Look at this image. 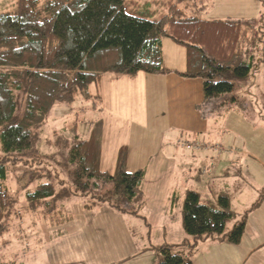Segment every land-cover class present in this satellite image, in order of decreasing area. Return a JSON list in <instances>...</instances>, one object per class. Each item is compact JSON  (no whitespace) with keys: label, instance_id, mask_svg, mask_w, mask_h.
Here are the masks:
<instances>
[{"label":"trees","instance_id":"trees-1","mask_svg":"<svg viewBox=\"0 0 264 264\" xmlns=\"http://www.w3.org/2000/svg\"><path fill=\"white\" fill-rule=\"evenodd\" d=\"M188 1L154 0L151 9V5L142 8L125 0H17L14 12L0 14V162L32 148L34 131L56 103L72 102L76 94L90 99L89 86L99 87L107 74L175 73L202 79L204 101L197 106L202 117L215 115L220 106L226 105L227 112L237 106L238 97L227 95L235 92L238 83L264 75V11L252 20H206L199 16L202 6L180 8ZM262 3L264 7V0ZM164 39L186 50L185 71L164 66ZM20 94L26 99V110L17 120ZM96 98L101 103L100 94ZM103 128L99 138L92 135L77 140L69 150L67 163L75 168L77 188L61 197L90 195L92 201L85 209L105 205L116 212L138 215L146 171H127L128 153L123 147L116 172H102ZM108 184L112 190L103 191ZM55 195L54 185L43 183L29 198L39 201ZM263 201L264 193L252 210ZM14 203L15 198L0 185V234L13 220ZM133 204L136 209H130ZM234 216L227 193L204 204L198 192L188 191L182 206L188 238L179 246L156 248L161 254L157 264H193L189 256L208 238L239 244L247 215L228 231L227 224ZM182 246L187 258L176 253L175 248Z\"/></svg>","mask_w":264,"mask_h":264},{"label":"rangeland","instance_id":"rangeland-1","mask_svg":"<svg viewBox=\"0 0 264 264\" xmlns=\"http://www.w3.org/2000/svg\"><path fill=\"white\" fill-rule=\"evenodd\" d=\"M16 1L0 0V14L14 12ZM125 1L135 2L142 8H149L150 5L151 9L155 8L154 0ZM186 5L196 9L200 4L198 0H189L180 8ZM201 17L205 18L204 15ZM262 74H256L247 83H238L235 92L227 95L238 97L237 111L224 113V110L217 112L218 108L216 109L217 113L211 118L213 121H219V123L216 122L220 127L217 135L198 134L197 141L194 143L191 142L193 140L190 135L175 132L174 138H179L178 141H182L186 146L184 149L179 147L180 152H185L186 155L194 153L198 156L204 152L203 150L210 148L208 143L213 137L219 143L218 145H222V149H232L230 154H251L264 162ZM89 92L90 99L76 94L72 102L56 103L48 112L42 126L34 131L32 148L16 155L15 158L3 159L0 162V185L15 198L12 206L13 220L8 230L0 234V264H157L161 260V254L156 248L160 249L165 245V236L162 233L164 227L173 226L166 225L167 200L164 198L166 194L159 192L158 198L150 202L151 198L156 196L155 193H150L156 179L149 178L152 174L149 176L147 174L146 177L147 171L145 172L141 186L140 203L142 205L140 209H137L140 215L137 218L118 213L105 205L97 206L95 209H85L84 206L92 201L90 195L61 197L63 192L74 191L77 188L73 176L75 168L67 163L69 150L77 140H88L92 135L99 138L106 120L101 111V103L96 98L100 94L98 86L91 84ZM17 101L15 115L17 120H21L26 110V99L23 94H20L17 96ZM173 131L177 130H171L165 136L167 137ZM188 140L190 147L187 144ZM180 152L164 148L162 155L154 159L149 170L163 171L170 167L173 170L186 172V163L180 161L181 156L178 154ZM168 154H177V161L168 160ZM209 154L213 158L212 164H215L219 160L218 155L213 151ZM2 157L3 154L0 153V159ZM242 158V164L236 160L235 164L244 165L248 160L249 166L255 169L260 168V162L258 163L253 157L243 156ZM223 164L226 166L225 163ZM211 170L202 181L210 178L215 190L229 191L232 197L234 195V204L237 207L253 203V198L254 201L258 200L256 191L246 185L243 186L238 177L234 175L229 177L223 173L221 178H211L209 176ZM231 170L233 173L236 172L234 168ZM245 172H247L246 169ZM247 178L250 179V176ZM161 179H164L161 182V185H164L169 178ZM251 181L262 188L264 176L251 177ZM43 183H52L56 195L39 201L30 199L29 195L35 193L37 187ZM112 188V185L108 184L103 191L112 190ZM201 188L202 186L199 185L198 191L201 194L202 203L207 204L215 199L212 198V193L207 187ZM238 188L240 191L236 193L235 189ZM229 192L225 193L230 195ZM133 205L130 209L137 208V204ZM148 206H152L151 209ZM178 208L175 219L179 217L182 222L180 205ZM157 209L162 213L161 218L155 214ZM61 221L65 222L60 224ZM179 242L175 241V243ZM181 248L186 251V247L182 246L175 248L176 253L186 256L185 251L181 253ZM148 249L149 253L142 254ZM192 256L193 254L189 258L193 263Z\"/></svg>","mask_w":264,"mask_h":264},{"label":"crops","instance_id":"crops-1","mask_svg":"<svg viewBox=\"0 0 264 264\" xmlns=\"http://www.w3.org/2000/svg\"><path fill=\"white\" fill-rule=\"evenodd\" d=\"M199 1L202 2L199 3V6H202L199 16L206 20H252L260 17L264 11L262 0ZM202 15L205 18L201 17ZM163 56L164 66L167 69L180 72L186 70V50L182 46L164 39ZM263 82L264 78H262ZM99 91L102 112L106 118L101 138L100 169L102 172L114 174L118 167L120 150L125 147L128 153L127 171L134 173L144 169L147 171L146 177L147 174L148 176L152 174L149 178H156L150 189V193H155L156 196L151 198L150 202L158 198L159 192L166 194L164 197L167 200L166 225L173 226L164 227L162 233L165 236V245L179 246L188 238L183 227V220L181 222L179 217L175 219L179 205L182 211L188 191L199 193V185L202 186L201 189L203 186L207 187L212 193V198H215L211 202H215L217 194L229 192L226 189L215 190L210 178H207V181L204 180L205 182L202 181L204 177H207L209 170L212 169L209 174L211 178H221L223 173L229 177L230 175L238 177L243 186L246 185L256 191L258 200L264 193V181L262 188L251 181V177L264 176V162L254 155L230 154L232 149H222V145H218L219 143L213 137L208 143L210 148L203 150L204 152L198 156L194 153L186 155L185 152H180L179 147L184 149L186 146L182 141H178L179 138H174L175 132L190 135L193 140L191 142L194 143L197 141L198 134L215 136L220 132V127L217 125L219 121H213L212 116L202 117L197 110V106L204 101L202 79H186L175 73L150 75L140 72L133 77L107 74L102 78L98 93ZM226 107V105L220 106L217 112L222 109L225 113ZM232 110L237 111V106L234 105ZM171 130L177 131L171 132L166 137L165 134ZM187 144L190 147L189 140ZM164 148L180 152L178 153L181 156L180 161L186 163V172L173 170L170 167L163 171L149 170L154 159L162 155ZM210 151L218 155L219 160L215 164H212L213 158L209 154ZM243 156L253 157L258 163L260 162V168L255 169L249 166L248 160L244 165L235 164V160L242 164ZM167 158L176 162L177 154H168ZM201 164L204 165L201 166ZM232 168L236 169L235 173L231 170ZM247 176H250V179ZM163 177L169 179L167 184L161 185L164 181L161 179ZM241 190L243 194L244 189ZM238 191L240 188L235 189L236 193ZM229 196L235 216L228 222L227 230L231 231L235 224L247 215L246 231L242 241L239 244H233L228 241H219L216 237L205 239L192 252L193 264H264V202L260 207L252 210L258 200L254 201L253 198V203L237 207L234 204V195ZM155 214L158 218L162 216L158 209ZM129 216L137 218L140 215ZM175 241L180 242L175 243ZM148 251L150 250L143 251L142 254ZM180 251L184 253L185 250L181 248Z\"/></svg>","mask_w":264,"mask_h":264}]
</instances>
